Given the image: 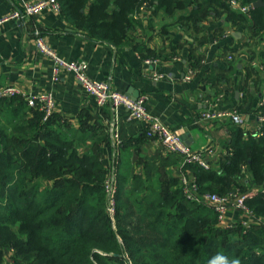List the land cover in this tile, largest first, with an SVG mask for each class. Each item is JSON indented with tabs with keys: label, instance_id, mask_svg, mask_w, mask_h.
Segmentation results:
<instances>
[{
	"label": "trees",
	"instance_id": "1",
	"mask_svg": "<svg viewBox=\"0 0 264 264\" xmlns=\"http://www.w3.org/2000/svg\"><path fill=\"white\" fill-rule=\"evenodd\" d=\"M237 1L252 7L257 0ZM59 2L63 16L97 43H126L147 6L197 34L210 16H220L245 29L247 46L264 42V7L245 14L225 0ZM205 41L203 36L199 46ZM191 58L192 67L200 66L202 56ZM262 66L263 73L254 67L248 73L256 74L258 87L250 100L260 92L264 97ZM260 109L264 115V105ZM0 116V264L7 254L12 264H208L217 253L241 264H264V127L256 138L233 125L223 161L209 169L186 166L201 194H249L246 206L257 222L224 227L212 207L187 200L179 178L169 172L182 163L180 156L143 159L135 153L132 165L121 157L112 216L109 171L101 157L105 137L84 123L72 129L55 113L44 121L43 112L22 96L0 99ZM88 141L89 150L82 152Z\"/></svg>",
	"mask_w": 264,
	"mask_h": 264
},
{
	"label": "crops",
	"instance_id": "2",
	"mask_svg": "<svg viewBox=\"0 0 264 264\" xmlns=\"http://www.w3.org/2000/svg\"><path fill=\"white\" fill-rule=\"evenodd\" d=\"M34 1L0 0V19ZM137 21L139 25L121 46L91 41L62 13L51 10L24 22H5L0 26V89L13 86L27 94L51 93L55 114L62 121L75 130L84 123L95 131L96 137L106 138L101 157L109 175L116 159L120 161L123 156L132 165L135 153L143 159L173 155L147 136L145 122L130 120L126 109L114 110L108 104L99 106L73 73L63 72L55 80L53 60L36 45L39 31L45 43L63 60L86 62L91 79L107 82L132 98L146 95L149 112L181 135L193 150L212 148L214 153L207 158L218 165L225 158L230 128L235 124L230 119L208 121L202 114L209 109L236 110L246 119L243 129L256 132L258 120L263 116L260 108L264 97L260 92L250 100V94L258 87L254 84L256 74L248 78V73L253 67L263 73L264 42L247 46L251 40L245 29L231 27L220 16H210L203 23L201 34L148 6L140 12ZM203 36L206 41L199 46L198 40ZM166 54L173 56L164 59ZM193 55L202 56V61L195 67L193 79L185 81ZM149 60L156 62L148 64ZM155 74H162L163 78L156 80ZM209 78L213 79L209 81ZM261 83L264 91V81ZM3 122L0 116V123ZM129 142L133 145L126 147ZM90 144L88 141L81 151H88ZM186 166L180 163L169 172L177 178L182 173L195 178ZM135 170L141 171L137 167ZM256 192L257 189L250 194ZM227 220L257 222L253 216L236 210L228 212Z\"/></svg>",
	"mask_w": 264,
	"mask_h": 264
},
{
	"label": "built area",
	"instance_id": "3",
	"mask_svg": "<svg viewBox=\"0 0 264 264\" xmlns=\"http://www.w3.org/2000/svg\"><path fill=\"white\" fill-rule=\"evenodd\" d=\"M225 1L229 3L232 9L241 13L248 14L251 9V7L240 6L237 0ZM45 10L61 13V4L59 0H36L32 3H25L21 9H18L10 15L0 19V26L10 20L24 22ZM143 10L144 7L141 8L140 12ZM140 12L136 15V18H138ZM36 45L41 53L53 60V77L55 80H58L63 72L73 73L77 80L81 83L84 90L95 98L99 106L102 107L108 104L114 110L124 108L126 109L130 120L137 119L145 122L147 136L158 141L168 154L180 156L182 158V166L196 163L205 169L210 168L211 163L207 157L208 155H212L214 153L213 149L211 148L203 151L193 150L185 143L181 135L170 129V127L159 117L148 111V97L146 95L138 98H132L113 89L107 82L91 79L87 75L88 65L86 62L63 60L45 43V40L42 36H40L39 31H37ZM155 62L156 61H147L148 64ZM194 76L195 68L191 66L188 69L187 74L184 76V80L190 81ZM154 78L157 80L163 78V75L155 74ZM13 96H22L29 107L43 112L44 121L48 120L55 113V101L51 93L27 94L13 86H6L0 89V99ZM202 118L208 121L230 119L237 126H246L245 117L236 110L219 111L209 109L202 114ZM258 122V129L254 132L256 138L262 136L263 134L262 128L264 127V115L259 118ZM179 182L186 199L191 202L203 203L212 207L218 216L219 224L224 227H231L234 224L233 222L229 223L227 220V215L230 210H236L249 216H253L252 212L246 206V199L249 194H242L239 190L231 191L226 195H219L215 193L201 194L195 178L186 173L181 174ZM106 189L110 196L109 212L113 216L115 204L114 196L117 192L116 169L109 175ZM239 223H242L245 226L251 224L247 220Z\"/></svg>",
	"mask_w": 264,
	"mask_h": 264
},
{
	"label": "clouds",
	"instance_id": "4",
	"mask_svg": "<svg viewBox=\"0 0 264 264\" xmlns=\"http://www.w3.org/2000/svg\"><path fill=\"white\" fill-rule=\"evenodd\" d=\"M208 264H241V261L239 258H229L226 255L217 253L214 254L210 260L208 261Z\"/></svg>",
	"mask_w": 264,
	"mask_h": 264
},
{
	"label": "rangeland",
	"instance_id": "5",
	"mask_svg": "<svg viewBox=\"0 0 264 264\" xmlns=\"http://www.w3.org/2000/svg\"><path fill=\"white\" fill-rule=\"evenodd\" d=\"M118 163H119V161H118V158L116 159V168H114L113 170H112V172L111 173H113L114 172V170L116 169V175H117V168H118ZM116 178H117V176H116ZM116 181H117V179H116ZM114 214H115V204H114ZM114 216V215H113ZM3 264H12V262H11V260H10V258L8 257V254L7 255H4V263Z\"/></svg>",
	"mask_w": 264,
	"mask_h": 264
},
{
	"label": "water",
	"instance_id": "6",
	"mask_svg": "<svg viewBox=\"0 0 264 264\" xmlns=\"http://www.w3.org/2000/svg\"><path fill=\"white\" fill-rule=\"evenodd\" d=\"M259 7H264V1L263 0H257L253 5H252V9H256ZM187 145H190L189 143H186Z\"/></svg>",
	"mask_w": 264,
	"mask_h": 264
}]
</instances>
